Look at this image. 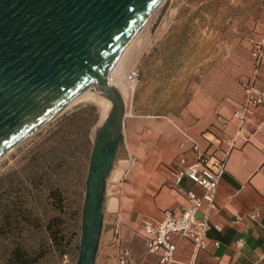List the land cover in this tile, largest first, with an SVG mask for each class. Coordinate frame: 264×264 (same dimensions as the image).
<instances>
[{"label":"rangeland","instance_id":"1","mask_svg":"<svg viewBox=\"0 0 264 264\" xmlns=\"http://www.w3.org/2000/svg\"><path fill=\"white\" fill-rule=\"evenodd\" d=\"M263 7L260 0H165L126 72L135 83L128 92L131 115L169 117L178 110L207 70L248 50ZM101 118L96 104L81 102L0 160V264H11L16 249L36 264H77L86 181ZM127 158L125 146L117 166ZM130 168L119 178L121 194ZM105 213L106 221L115 214ZM51 227L60 244L52 239Z\"/></svg>","mask_w":264,"mask_h":264},{"label":"crops","instance_id":"2","mask_svg":"<svg viewBox=\"0 0 264 264\" xmlns=\"http://www.w3.org/2000/svg\"><path fill=\"white\" fill-rule=\"evenodd\" d=\"M252 36H264V18ZM247 46L246 52H234L207 70L192 84L190 99L169 117L132 116L127 109L125 146L132 165L118 211L106 221L97 264H121L125 251L132 255L128 264H160L161 254L149 252L151 235L144 221L156 225L165 220L167 211L180 213L189 206L188 192L204 195V189L187 177L177 186L172 172L183 157L188 164L196 161L186 135L203 150L210 146L206 134L217 138L237 135L234 114L246 100L242 80L254 74L253 49ZM256 85L264 90V78ZM245 127L249 138L239 139L219 184L208 248L197 253L192 240L173 234L174 264H264V105ZM256 211L261 215L254 220ZM207 212L206 204L198 216Z\"/></svg>","mask_w":264,"mask_h":264},{"label":"water","instance_id":"3","mask_svg":"<svg viewBox=\"0 0 264 264\" xmlns=\"http://www.w3.org/2000/svg\"><path fill=\"white\" fill-rule=\"evenodd\" d=\"M163 0H0V160L78 95L113 107L97 128L77 264H97L111 172L125 149L127 102L110 72Z\"/></svg>","mask_w":264,"mask_h":264},{"label":"built area","instance_id":"4","mask_svg":"<svg viewBox=\"0 0 264 264\" xmlns=\"http://www.w3.org/2000/svg\"><path fill=\"white\" fill-rule=\"evenodd\" d=\"M260 1L264 5V0ZM248 43L253 49L254 74L252 78L242 80L246 100L234 114V119L239 126L237 135L217 138L214 135L209 137V134H206L205 136L210 142V146L206 150H203L198 143L186 135V143L197 154L196 161L188 164L187 159L183 157L172 172L174 183L177 186H180L187 177L204 189V195L199 196L195 192H188L189 206L180 213L167 211L165 220L156 225L151 221H144L145 230L151 235L148 241L149 252L161 254L160 264L175 263L177 246L171 240L173 234H179L183 238L192 240L196 245L197 253L209 246L210 218L212 212L217 209L216 197L221 179L227 171L228 159L231 152L237 147L239 139L249 138V135L246 136L245 124L256 110L264 105V90L256 85L260 77L264 78V36L261 39L250 36ZM206 204L208 212L201 218L198 213ZM260 215L261 212L256 211L252 218L256 220ZM131 258L130 251H125L121 256V264H128Z\"/></svg>","mask_w":264,"mask_h":264},{"label":"bare ground","instance_id":"5","mask_svg":"<svg viewBox=\"0 0 264 264\" xmlns=\"http://www.w3.org/2000/svg\"><path fill=\"white\" fill-rule=\"evenodd\" d=\"M164 1L165 0L162 1L161 5L158 7L154 15L157 13L159 8L162 6ZM153 16L148 20L145 26L137 33V35L125 47L124 51L119 56L117 62L115 63V65L113 66L110 72L111 83L119 90V92L124 97L126 102L129 99L128 97L129 90L133 89L135 85L133 76H130V75L127 76L126 72L129 69V67L133 65L132 63L135 59V56L138 54L137 52L140 51L141 46L147 40V31H149L150 23L152 22L151 20ZM81 102H92L98 106L101 112V117H102L101 118L102 121L100 125L108 117L113 107V102L106 95L101 93L99 90H86L80 95H78L75 99H73L63 109V111L59 115H57L55 118L59 117L60 115H62L63 113H65L66 111H68L69 109L73 108L75 105ZM55 118H53L52 120H54ZM118 160L108 179L107 194H106V210L112 212L113 214L116 213L119 208V196L121 195V186L119 185V178L120 176L122 177L123 174L128 170L126 168H129L132 165V159L129 155H128V158L125 161H123L119 166H117Z\"/></svg>","mask_w":264,"mask_h":264},{"label":"trees","instance_id":"6","mask_svg":"<svg viewBox=\"0 0 264 264\" xmlns=\"http://www.w3.org/2000/svg\"><path fill=\"white\" fill-rule=\"evenodd\" d=\"M92 109L95 111V113H97L98 110L97 107L92 106ZM6 219L8 220L7 216L4 217V222H6ZM51 234H52L51 235L52 239L60 244L61 243L60 239H58L59 235L57 234L56 231H54L52 227H51ZM12 254L13 255L11 257V264H36V262L31 261L30 258H28V255L24 253V251H22L21 249H16Z\"/></svg>","mask_w":264,"mask_h":264}]
</instances>
